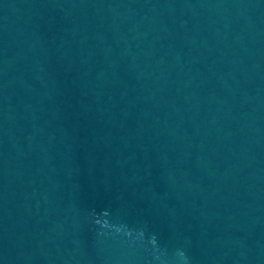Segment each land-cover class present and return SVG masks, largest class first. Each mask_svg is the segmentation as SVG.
I'll return each mask as SVG.
<instances>
[{
  "label": "water",
  "instance_id": "water-1",
  "mask_svg": "<svg viewBox=\"0 0 264 264\" xmlns=\"http://www.w3.org/2000/svg\"><path fill=\"white\" fill-rule=\"evenodd\" d=\"M0 264H264V0H0Z\"/></svg>",
  "mask_w": 264,
  "mask_h": 264
}]
</instances>
